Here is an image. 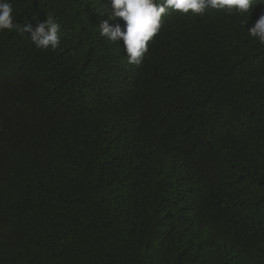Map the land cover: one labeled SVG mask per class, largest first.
<instances>
[{"label":"trees","instance_id":"1","mask_svg":"<svg viewBox=\"0 0 264 264\" xmlns=\"http://www.w3.org/2000/svg\"><path fill=\"white\" fill-rule=\"evenodd\" d=\"M10 3L61 45L0 32V264H264V4L166 10L137 66L111 0Z\"/></svg>","mask_w":264,"mask_h":264},{"label":"clouds","instance_id":"2","mask_svg":"<svg viewBox=\"0 0 264 264\" xmlns=\"http://www.w3.org/2000/svg\"><path fill=\"white\" fill-rule=\"evenodd\" d=\"M99 3L106 7L102 0ZM256 4H264V0H111L112 15L125 22L123 30L120 24L112 25L108 20L102 21L98 27L106 41L123 44L128 63L138 66L148 51V42L158 33L166 10L181 14L191 12L193 15L221 10L227 15L243 16ZM13 12L10 0H0V32L30 34L28 36L38 50L55 51L60 47V25L53 16L48 15L45 21L33 28L31 24L21 26L15 22ZM247 29L251 38L264 45V14Z\"/></svg>","mask_w":264,"mask_h":264}]
</instances>
